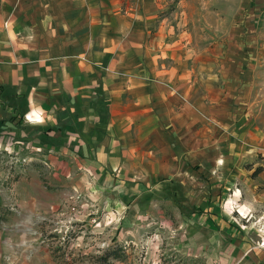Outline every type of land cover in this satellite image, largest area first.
<instances>
[{"label":"crops","instance_id":"1","mask_svg":"<svg viewBox=\"0 0 264 264\" xmlns=\"http://www.w3.org/2000/svg\"><path fill=\"white\" fill-rule=\"evenodd\" d=\"M165 3L0 0V142L39 155L49 182L117 208L205 179L213 202L232 191L243 215L264 204V167L256 180L249 168L264 150L247 110L262 49L253 9L235 7L231 38L195 43L189 11L165 17ZM210 209L198 223L233 239L236 224ZM250 242H237L238 264H264Z\"/></svg>","mask_w":264,"mask_h":264},{"label":"rangeland","instance_id":"2","mask_svg":"<svg viewBox=\"0 0 264 264\" xmlns=\"http://www.w3.org/2000/svg\"><path fill=\"white\" fill-rule=\"evenodd\" d=\"M245 1L166 0L162 13L168 17L188 10L191 39L213 42L233 36L235 7ZM248 5L253 9L250 33L262 42V49L253 75V104L247 110L252 125L264 135V0H248ZM2 143L0 264H238L244 252L235 256L237 242L245 238L252 247V239L255 246L261 240L256 227L263 220L256 218L263 215L264 204L242 205L244 213L238 215L241 206L226 202L232 191L225 189L213 202L216 191L205 179L191 185L188 194L175 187L172 197L160 190L117 208L103 198L49 182L39 155ZM250 167L256 180L264 167V150L253 156ZM259 183L264 186V180ZM209 206L217 218L221 212L228 224H236L239 232L231 234L233 239L216 224L204 229L198 223L194 214Z\"/></svg>","mask_w":264,"mask_h":264},{"label":"built area","instance_id":"3","mask_svg":"<svg viewBox=\"0 0 264 264\" xmlns=\"http://www.w3.org/2000/svg\"><path fill=\"white\" fill-rule=\"evenodd\" d=\"M248 215H250V213ZM260 220H263V223L258 224V227H256V231L258 232V234H261V240L257 242V246L264 248V213L263 215H260L258 216V218H256V222H259Z\"/></svg>","mask_w":264,"mask_h":264},{"label":"trees","instance_id":"4","mask_svg":"<svg viewBox=\"0 0 264 264\" xmlns=\"http://www.w3.org/2000/svg\"><path fill=\"white\" fill-rule=\"evenodd\" d=\"M259 170V169H258Z\"/></svg>","mask_w":264,"mask_h":264}]
</instances>
